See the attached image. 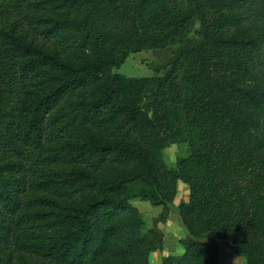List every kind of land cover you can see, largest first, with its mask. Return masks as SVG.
<instances>
[{
  "label": "trees",
  "instance_id": "1",
  "mask_svg": "<svg viewBox=\"0 0 264 264\" xmlns=\"http://www.w3.org/2000/svg\"><path fill=\"white\" fill-rule=\"evenodd\" d=\"M180 182L162 264H264V0H0V264H151Z\"/></svg>",
  "mask_w": 264,
  "mask_h": 264
},
{
  "label": "rangeland",
  "instance_id": "2",
  "mask_svg": "<svg viewBox=\"0 0 264 264\" xmlns=\"http://www.w3.org/2000/svg\"><path fill=\"white\" fill-rule=\"evenodd\" d=\"M174 47L168 46L165 49L149 50L131 55L126 62L115 72L127 77H152L157 75L159 66L168 61L172 55ZM188 154V146L184 143L173 144L164 150V159L169 168H175L177 160ZM189 194V188L186 184L180 182L178 192L174 202L170 205V215L166 222L159 223V229L164 234L162 251L164 254H181L183 248L179 241L187 236V231L177 212V206L181 201H186ZM132 204L138 208L146 223V228L153 227L154 221L163 211L162 206H153L149 202L140 199L132 200ZM243 256L237 255L231 245L223 242L220 245V264H245ZM154 264V263H153Z\"/></svg>",
  "mask_w": 264,
  "mask_h": 264
},
{
  "label": "crops",
  "instance_id": "3",
  "mask_svg": "<svg viewBox=\"0 0 264 264\" xmlns=\"http://www.w3.org/2000/svg\"><path fill=\"white\" fill-rule=\"evenodd\" d=\"M164 245H166L165 242H164ZM164 251L159 250V251L151 253V256H150L151 264H153V263L154 264H162L163 258L168 256V254H164V253H167V250H164Z\"/></svg>",
  "mask_w": 264,
  "mask_h": 264
}]
</instances>
